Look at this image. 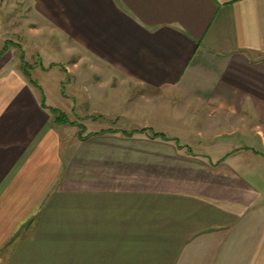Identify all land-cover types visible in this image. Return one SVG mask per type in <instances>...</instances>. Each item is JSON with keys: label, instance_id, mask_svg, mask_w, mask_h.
<instances>
[{"label": "crops", "instance_id": "obj_1", "mask_svg": "<svg viewBox=\"0 0 264 264\" xmlns=\"http://www.w3.org/2000/svg\"><path fill=\"white\" fill-rule=\"evenodd\" d=\"M0 6V264H264V0ZM51 51L109 130L52 122L20 67ZM171 95L194 141L137 129Z\"/></svg>", "mask_w": 264, "mask_h": 264}, {"label": "rangeland", "instance_id": "obj_2", "mask_svg": "<svg viewBox=\"0 0 264 264\" xmlns=\"http://www.w3.org/2000/svg\"><path fill=\"white\" fill-rule=\"evenodd\" d=\"M5 14H6V10H4L0 6V61L3 60L1 57L8 54V52L12 53V51L14 50L18 51V48H14V46L9 47L8 45H6L7 42L5 41V36L8 37V34L7 35L4 34L5 31L3 30V24H2V21L5 20L6 18ZM54 52L55 51L49 52L50 53L49 55L42 54L41 57L40 56L38 57L37 56L35 57L27 56L25 58L26 62L20 63V67L23 70L25 69L26 71L30 72L29 75L32 77L33 81H38L41 84L44 90V98H46L47 103H49L50 105H52L53 107L57 109L56 110L57 112H54L55 115L52 117V122L55 125H58L60 123L66 124L64 126L60 124L58 125L59 126L58 128L62 130L64 136L69 135L71 137L77 136V134L81 135V133H85L88 135L91 130L92 131L109 130L112 124L110 123L109 118H106V117L100 118L99 116L97 119H92L93 117L98 115V114L97 115L94 114L95 112H93L92 116H88L90 115V113L87 110L88 108L85 102L86 97L82 93H80L81 95L78 94L76 96L71 97L75 99L76 101L75 104L67 100L68 94H66V88L63 89V85L61 83L62 80L67 81L66 73L63 72L65 68L63 67L62 64H59L60 70L58 71L55 69L48 68V67H51L50 66V58H51L50 56H52L53 58L55 57ZM14 60L16 61L18 60V58L14 57ZM17 63L18 62H13V63H9V65L13 67V66L18 65ZM42 65L48 69L41 70V68L43 67ZM61 69L63 70L62 73H61ZM59 77H62L61 80H59ZM113 92L114 91L109 90L108 92L109 94L107 96L109 99H112ZM171 96H170L171 105L169 107L163 106V104L156 105L155 107V112H154L155 120L156 122H159L157 125L159 124L164 125L165 123L164 128L156 125L154 128L156 132L152 128H145V127L137 128L138 127L136 126L137 124H139L140 126L143 124L144 122L143 118H136V120H134L133 123L131 124V127H135L139 129L140 131L146 130V132L151 133V134H154V133L162 134V131H163L165 134L172 136V135H179V133H181L183 137H189L192 141H194V137H192L191 133L186 132L184 130L186 127L183 128L181 126L180 128L177 125L178 122L184 123L185 120L184 118H182L181 120L179 119V115L177 113L176 107H174L172 103V102H175L176 99H174L173 96L172 97ZM82 97L83 99L81 100ZM69 102H70V105H69ZM109 113L114 114L112 112H109ZM57 118L64 119L65 122H61L62 120L60 121ZM117 123L120 124V126L124 128L130 127L129 126L130 121H127L125 119L123 120V118L119 119ZM19 229H18L19 231L14 235L12 242H10L8 245H12V243L18 237H22L23 235L28 234V232L26 231L24 233L23 227L20 226Z\"/></svg>", "mask_w": 264, "mask_h": 264}, {"label": "trees", "instance_id": "obj_3", "mask_svg": "<svg viewBox=\"0 0 264 264\" xmlns=\"http://www.w3.org/2000/svg\"><path fill=\"white\" fill-rule=\"evenodd\" d=\"M53 111H54V112H57L56 109H53ZM57 119L60 120V121L62 120L61 122H65L64 119H59V118H57ZM127 134H131V133L129 132V133H127ZM154 135H159V136H161V137L164 138V135H163V134L154 133Z\"/></svg>", "mask_w": 264, "mask_h": 264}]
</instances>
